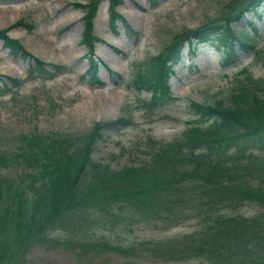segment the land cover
<instances>
[{"label": "trees", "instance_id": "obj_1", "mask_svg": "<svg viewBox=\"0 0 264 264\" xmlns=\"http://www.w3.org/2000/svg\"><path fill=\"white\" fill-rule=\"evenodd\" d=\"M100 1L90 0L83 16L82 42L90 50L92 79H98L100 68L93 51L100 39L93 30ZM122 1L109 0V22L116 29L120 19L132 33L133 27L116 7ZM229 2L228 11L217 19L175 33L165 50L137 65L127 84L151 91L145 105L155 107L175 98L169 77L186 41L198 43L220 35L226 64L239 55L238 48L257 51L249 31L239 34L233 27L247 10L260 12L264 0ZM0 38L12 53L30 58L29 76L50 77L62 68L55 63L48 67L6 28H0ZM230 38L237 39L238 48ZM11 78L14 83L20 81ZM260 91H264V78L249 73L230 93L227 104L225 100L209 104L191 100L197 116L182 132L170 140L149 139L144 157L117 168L96 161L93 153L104 129L126 125V117L97 120L83 134L38 129L17 134L13 147L0 146V168L12 169L0 171L1 237L12 241L18 252L42 239L46 230L85 220L90 213L106 218V212L120 216L119 221H148L161 227L192 222L193 228L140 240L128 249L105 239L100 241L103 248L118 246L141 255L200 259L206 264H264V177L259 184L251 183L253 174L264 167V95ZM87 169L93 179L81 183ZM244 201L257 203L261 211L247 215L240 210Z\"/></svg>", "mask_w": 264, "mask_h": 264}, {"label": "rangeland", "instance_id": "obj_2", "mask_svg": "<svg viewBox=\"0 0 264 264\" xmlns=\"http://www.w3.org/2000/svg\"><path fill=\"white\" fill-rule=\"evenodd\" d=\"M229 1L123 0L116 7L133 27L129 33L120 19L116 29L111 26L109 0H101L93 18L94 33L100 37L93 51L100 68L98 79H92L88 72L90 50L82 42L83 16L90 0H0V28H6L48 67L52 63L62 67L54 76H29L30 58L12 53L0 38V146L13 147L17 134L29 130L83 134L97 120L123 116L128 120L126 125L104 129L93 158L117 168L144 157L151 139L170 140L197 116L191 100L204 104L225 100L227 104L230 93L249 73L264 78L262 6L260 12L247 10L233 27L239 34L249 31L257 51L239 49L237 39L230 38L239 55L226 64L220 35L198 43L185 42L169 77L174 99L148 106L143 101L151 97V91L127 84L137 65L165 50L175 33L217 19L228 11ZM11 76L20 81L14 83ZM88 169L81 183L93 179ZM261 176L264 167L253 174L251 183L259 184ZM243 203L240 210L247 215L261 211L255 202ZM105 214L108 217L101 218L90 213L85 220L46 230L42 239L18 252L12 241L1 237L0 230V264H206L200 259L178 261L141 255L118 246L103 248L100 242L109 239L127 248L140 240L189 231L192 222L161 227L155 222L119 221L120 216Z\"/></svg>", "mask_w": 264, "mask_h": 264}, {"label": "bare ground", "instance_id": "obj_3", "mask_svg": "<svg viewBox=\"0 0 264 264\" xmlns=\"http://www.w3.org/2000/svg\"><path fill=\"white\" fill-rule=\"evenodd\" d=\"M103 8H105V4H104V3L102 4V9H103Z\"/></svg>", "mask_w": 264, "mask_h": 264}]
</instances>
